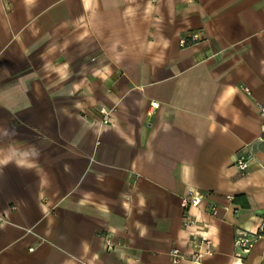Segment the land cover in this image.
Listing matches in <instances>:
<instances>
[{
	"label": "crops",
	"instance_id": "obj_1",
	"mask_svg": "<svg viewBox=\"0 0 264 264\" xmlns=\"http://www.w3.org/2000/svg\"><path fill=\"white\" fill-rule=\"evenodd\" d=\"M258 103L264 0H0V264H264Z\"/></svg>",
	"mask_w": 264,
	"mask_h": 264
},
{
	"label": "built area",
	"instance_id": "obj_2",
	"mask_svg": "<svg viewBox=\"0 0 264 264\" xmlns=\"http://www.w3.org/2000/svg\"><path fill=\"white\" fill-rule=\"evenodd\" d=\"M198 39L199 34L193 33L189 36L182 37L179 40V44L181 46L188 45L194 41H197ZM151 106L157 107L158 102L152 101ZM257 106L262 122V131L260 139H264V105L258 103ZM102 112L104 113V115L108 114L105 111ZM105 118L103 119V123L107 122ZM252 157L253 156L251 154V151L248 145H246L244 149L239 151L235 156L234 165L241 173H247L251 164ZM203 197L204 194L196 190H189L188 193H186L181 198V205L183 208L182 222L184 226L188 227L197 225L198 220L189 213V209L191 207L198 206ZM226 198L229 201H232L233 195H226ZM214 210L215 207L210 206L207 212L212 214L214 213ZM261 232H264V220L259 223L257 230L253 233L244 230H237L236 236L234 238V245L237 247H241L242 251H247L253 246L255 238L259 236ZM106 242L107 244H109L108 240ZM188 244L190 246V249L188 251H184L176 246H173L169 249L168 257L172 264H177L182 261H187L189 264H204L205 257L210 256L213 253L212 240L205 235V232L202 229H197L191 234L188 239ZM29 250H33V248L30 247Z\"/></svg>",
	"mask_w": 264,
	"mask_h": 264
}]
</instances>
